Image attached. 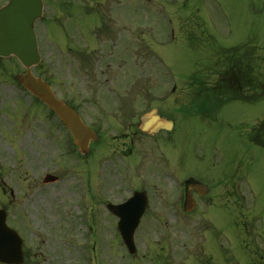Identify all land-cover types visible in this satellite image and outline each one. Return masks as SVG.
<instances>
[{
	"label": "rangeland",
	"instance_id": "rangeland-1",
	"mask_svg": "<svg viewBox=\"0 0 264 264\" xmlns=\"http://www.w3.org/2000/svg\"><path fill=\"white\" fill-rule=\"evenodd\" d=\"M64 1L49 0L51 4L46 9L44 17L46 21L39 24L43 54L40 72L50 81L54 80L52 62L56 58L55 47L53 49L51 43L60 46L58 41L66 39L67 33L74 34L76 39L81 38L82 34L88 40L90 50L96 49L90 53L87 61H105V55L102 54L106 47L104 38L101 35L96 38L91 30L96 21L95 16L86 15L83 6L65 9ZM137 2L140 19L138 25H143L142 21L147 22L145 16L148 13L145 10L146 2H149L151 7L148 11L152 14L151 18L156 27L153 32L146 31L144 27L143 30H139L137 61H152L154 67L160 65L163 77L171 79L172 94L168 99L169 104L163 109L175 120L176 130L174 128L175 132L171 138L161 143L158 148L146 147L144 152L123 158L124 155L120 156L118 153L121 152L120 144L124 138L115 135L124 130L117 128L119 125L117 124L106 130L108 137L101 143L97 154L94 153V157L87 163H80L74 160L73 156L69 160L60 143L58 145L60 150L53 157L55 165L46 164L50 161L47 159L52 156L50 157V152L45 151L47 146L44 144L43 155L47 154L48 157L47 161L43 160L42 170L50 169L56 174L61 173L64 181L56 187L44 186L46 189L41 194L37 193L28 202L24 201L22 194L15 193L13 199L9 194L12 199V205L8 209L9 223L18 231L20 227L26 229L24 240L32 253V259L27 264H38L35 259L37 251L46 252L47 259L55 264H83L80 252L85 247L83 238L85 227L80 226L78 221L83 210L79 204L76 205L79 201L78 189L87 190L88 199L91 200L93 197L89 190H95L96 182L101 179L96 175L102 170L109 171L105 175L110 179V184L107 182L104 185L109 191L108 197L113 194L111 188L116 187L118 183L139 189L147 183L149 186L154 185L155 189L156 186H160L157 176L168 170L180 179L193 177L211 184H216L219 178L229 173L235 174L236 181H240L239 187L245 189L250 187V202L253 196L255 197L254 190L257 193V202L264 206V149L247 139L249 127L264 119V99L256 103L229 102L215 117L212 93L215 77L211 72L212 61H224L222 49L249 43L259 55H264V0H137ZM129 3L130 1L123 2L122 16L125 11L130 10ZM74 8L78 9L76 13ZM85 49L88 47L85 46ZM115 49L121 53L122 61L135 60L130 55L131 49L124 44L120 48L113 46V50ZM69 52L72 55L71 59L76 57L77 51ZM61 53L64 58L67 57V51ZM148 67L146 64L139 70L146 73ZM62 69L60 75L66 77L65 65ZM16 71H22V68L14 58L0 59V90L5 101L11 99V94L6 91L10 89L8 86L13 81ZM148 76L150 75L138 74L137 95H143L139 93L141 90L145 92L157 87L156 81L145 79ZM87 83L88 90L104 88L98 79L94 81L91 77L87 78ZM168 88L169 84L166 89ZM173 89H176L175 94ZM3 104L4 101L0 106ZM139 104H142L141 101ZM146 107L147 105L143 104L138 111ZM0 121L6 124L1 117ZM138 137V148L141 141L149 139L141 134ZM26 140L20 143L8 140L5 144L4 139L0 138V171L18 169L19 162L23 169H31L29 158L32 143ZM160 158L166 163L158 164L156 161ZM74 175H77L76 179ZM6 179L0 176V181H7ZM32 180L33 177L28 178V181ZM2 192L3 189L0 188L1 200L4 199ZM98 201L96 198L91 202L97 205ZM188 216L196 217L194 214ZM143 223L142 228L147 229L148 222ZM95 226L96 240L95 243L91 241L90 249H96V252L91 253L96 263L105 250L107 261L112 264H148L147 258L140 259L139 256L131 261L133 258L125 255V248L115 236L117 227L114 221L102 220L95 222ZM139 246L141 253L145 252L143 241ZM186 250L188 253L187 248ZM189 251L193 255L195 250ZM189 257L188 263L195 264L194 258Z\"/></svg>",
	"mask_w": 264,
	"mask_h": 264
},
{
	"label": "flooded vegetation",
	"instance_id": "flooded-vegetation-1",
	"mask_svg": "<svg viewBox=\"0 0 264 264\" xmlns=\"http://www.w3.org/2000/svg\"><path fill=\"white\" fill-rule=\"evenodd\" d=\"M2 1L4 0H0ZM85 2L90 6V0ZM121 2L122 0H103L104 14L101 16L103 24L101 28L110 33H119L122 29L135 33L134 31L138 28L137 9L133 5L130 15L123 17L122 12L117 9ZM123 19L129 25L120 27L118 23H122ZM65 62L70 81L68 85H65L56 78L58 80L56 93L82 114L84 122L97 132L99 140L103 136L102 130L119 124L117 128L124 130L117 135L119 138H124L120 144L119 154L132 156L138 151L140 132L142 136L152 138L149 145L159 146L157 142L168 141L170 133L167 130H159L154 134L140 130L135 90H121L113 84H108L106 89L90 92L85 89H74V67L76 65L81 67L79 72H83L87 61ZM99 63L101 64L100 76L106 82L117 83L121 80L123 61H99ZM211 66V72L215 77V84L212 85L215 117L218 111L229 102L256 103L264 99V59L262 57L255 56L247 61H212ZM54 67V75L59 76L63 67L62 61L57 59ZM15 87L17 90L6 91L11 94L9 101H5L0 90V103L4 101L5 104L3 107L0 106L3 110L0 112V117L6 121V124L0 121V138L4 139L5 144L8 140L20 143L28 139L32 143L30 148L32 157L29 163L31 169H23L19 162L18 169L0 171V176L7 178V181H0V188L9 189L13 197L15 193L22 194L24 201L28 202L37 193H42L43 144L47 146L45 150L52 155L63 126L60 125L56 113L51 110L44 111L40 100L27 94L17 84ZM89 93H91L90 96L87 95ZM147 97L145 111L157 108L159 114L167 117V110L163 107L169 104V92L163 89L150 91ZM247 139L264 149V119L249 127ZM94 147L92 142L91 151ZM156 162L166 163L161 158ZM169 172V170L164 171L157 176L160 186H156L155 189L154 185L149 186L147 183L140 187L141 189L134 186L126 189L125 185H118L120 184L118 183L116 187L111 188L113 194L108 197L109 191L104 186L108 182L105 175L107 171H101L99 174L101 179L96 182L95 190H89L92 197L99 200L97 205L94 204L96 208L92 219L97 223L102 220L114 221L117 225L121 218L108 209V203L122 204L135 191H145L147 203L140 218L139 227L143 233L142 238L139 237L147 242L144 257L147 258L148 264H188L189 256L194 258L195 264H264V206L257 202L256 191L251 188L255 197L253 196L250 202V187L246 189L239 187L240 181L235 180V174L229 173L219 178L216 184L203 179L190 178L183 181L181 186H174L170 184ZM32 177L33 180L28 181V178ZM121 191L128 193L124 194ZM4 195L9 199L7 203L12 204V199L10 200L7 193ZM192 206V210L188 212L187 209ZM1 208H8V206L3 204ZM128 212L138 214L139 210L133 209ZM121 213L122 216H127L123 211ZM188 213H194L196 217H187ZM123 219L129 220L127 217ZM143 221L148 222L147 229L142 228ZM188 227H194L195 230L193 255L186 250L188 245H192L191 238L187 234ZM25 232L24 228L23 238H25ZM115 234L118 239H121L120 233ZM102 252L103 255L96 264H112L107 261L106 251ZM45 253L36 252L37 263L55 264L47 259ZM23 255L22 264H27L32 259V253L25 242Z\"/></svg>",
	"mask_w": 264,
	"mask_h": 264
},
{
	"label": "water",
	"instance_id": "water-1",
	"mask_svg": "<svg viewBox=\"0 0 264 264\" xmlns=\"http://www.w3.org/2000/svg\"><path fill=\"white\" fill-rule=\"evenodd\" d=\"M42 9V0H10L7 6L0 9V56H16L20 60L27 69L19 77L20 82L59 114L72 131L75 143L83 152H87L88 143L94 134L83 125L70 107L56 99L46 82L34 77L31 72L32 66L40 61L34 25L42 15ZM147 118L152 116L147 115ZM128 227L130 233L129 230L123 232L124 240L133 250V226ZM21 257V239L6 225V214L0 211V261L19 263Z\"/></svg>",
	"mask_w": 264,
	"mask_h": 264
}]
</instances>
